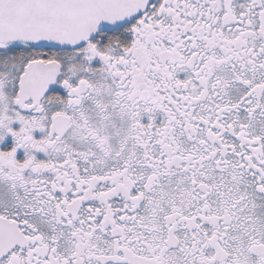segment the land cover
<instances>
[{"label": "snow or ice", "instance_id": "obj_1", "mask_svg": "<svg viewBox=\"0 0 264 264\" xmlns=\"http://www.w3.org/2000/svg\"><path fill=\"white\" fill-rule=\"evenodd\" d=\"M0 264H264V0H0Z\"/></svg>", "mask_w": 264, "mask_h": 264}]
</instances>
